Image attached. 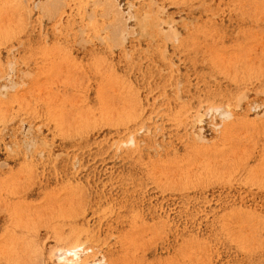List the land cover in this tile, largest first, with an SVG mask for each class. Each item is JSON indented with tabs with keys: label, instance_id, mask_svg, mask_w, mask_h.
<instances>
[{
	"label": "rangeland",
	"instance_id": "1",
	"mask_svg": "<svg viewBox=\"0 0 264 264\" xmlns=\"http://www.w3.org/2000/svg\"><path fill=\"white\" fill-rule=\"evenodd\" d=\"M0 264H264V0H0Z\"/></svg>",
	"mask_w": 264,
	"mask_h": 264
}]
</instances>
